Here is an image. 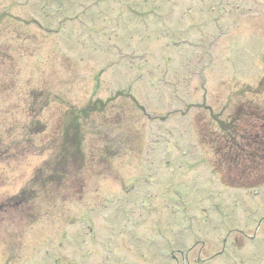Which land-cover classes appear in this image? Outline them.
I'll return each instance as SVG.
<instances>
[{"label": "rangeland", "instance_id": "374dc122", "mask_svg": "<svg viewBox=\"0 0 264 264\" xmlns=\"http://www.w3.org/2000/svg\"><path fill=\"white\" fill-rule=\"evenodd\" d=\"M243 105L264 0H0V264H264V187L211 170Z\"/></svg>", "mask_w": 264, "mask_h": 264}, {"label": "trees", "instance_id": "16d2710c", "mask_svg": "<svg viewBox=\"0 0 264 264\" xmlns=\"http://www.w3.org/2000/svg\"><path fill=\"white\" fill-rule=\"evenodd\" d=\"M244 109L236 112L228 124L220 123L221 132L223 135L228 134V136L222 139L223 143L216 147H223V149L218 148L216 150L219 158L215 161V169L220 171L219 167L223 166V160L225 159L227 164L225 168L228 170L233 168L239 175L234 180L223 178L227 186L252 190L264 186V113L259 112L257 108L245 109V112ZM246 118H256L258 121L263 122L260 127L262 130L261 136L254 134L253 137L250 135L248 137V133L239 136L238 127ZM252 145H255L256 148L251 147Z\"/></svg>", "mask_w": 264, "mask_h": 264}]
</instances>
